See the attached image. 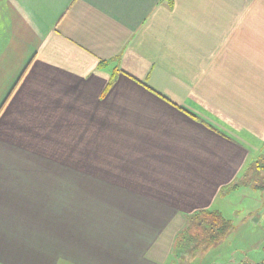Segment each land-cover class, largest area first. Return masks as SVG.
<instances>
[{"label": "crops", "instance_id": "1", "mask_svg": "<svg viewBox=\"0 0 264 264\" xmlns=\"http://www.w3.org/2000/svg\"><path fill=\"white\" fill-rule=\"evenodd\" d=\"M263 142L264 0H0V264H170Z\"/></svg>", "mask_w": 264, "mask_h": 264}, {"label": "rangeland", "instance_id": "2", "mask_svg": "<svg viewBox=\"0 0 264 264\" xmlns=\"http://www.w3.org/2000/svg\"><path fill=\"white\" fill-rule=\"evenodd\" d=\"M261 179L264 182V174ZM211 210L220 212L230 221L232 233L225 244L218 250L211 248L208 253L198 249L193 251L192 257L196 256L193 261L188 259L191 256L188 252L183 260L178 255L179 250L175 249L170 264H241L243 256L246 263L261 261L264 257V188L242 184L237 189L221 193ZM182 218L183 223H187L186 216ZM186 228L190 229L189 223L184 225L183 230Z\"/></svg>", "mask_w": 264, "mask_h": 264}, {"label": "trees", "instance_id": "3", "mask_svg": "<svg viewBox=\"0 0 264 264\" xmlns=\"http://www.w3.org/2000/svg\"><path fill=\"white\" fill-rule=\"evenodd\" d=\"M262 174H264V142L259 156L250 160L242 177L234 183L224 187L221 193L224 194L230 190L237 189L242 184L243 186L264 188V182L261 179ZM185 216L187 218V223L190 224V229L188 230L186 228L188 231L186 229L180 231L175 246V249L179 250L180 253L178 255L181 256L182 259L190 247H192L191 253L197 249L206 251L226 240L232 233L230 221H227L218 211L206 209ZM180 237L182 239H180ZM196 245L198 247H196ZM263 263L264 261H261L258 264Z\"/></svg>", "mask_w": 264, "mask_h": 264}]
</instances>
